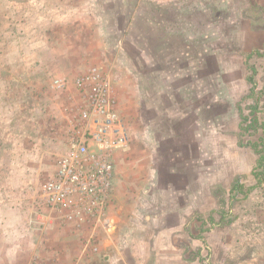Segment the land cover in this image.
<instances>
[{"label":"rangeland","instance_id":"obj_1","mask_svg":"<svg viewBox=\"0 0 264 264\" xmlns=\"http://www.w3.org/2000/svg\"><path fill=\"white\" fill-rule=\"evenodd\" d=\"M217 2L0 0V264L3 247L21 238L26 215L36 212L53 215L62 242L84 244H70V258L99 255L100 229L69 233L34 201L64 152L80 105L75 82L92 72L109 85L123 136L113 154V222L118 175L124 213L153 205L145 193L139 204L125 197L142 192L131 179L146 183L150 147L158 156L177 146L186 157L210 158L217 136L233 147L243 173L197 215L204 244L188 246L185 264H262L242 260L241 244L226 255L211 245L222 230L230 239L264 240V0ZM49 225L37 233L54 237ZM89 238L95 243L83 242ZM23 264L42 263L32 256Z\"/></svg>","mask_w":264,"mask_h":264},{"label":"crops","instance_id":"obj_2","mask_svg":"<svg viewBox=\"0 0 264 264\" xmlns=\"http://www.w3.org/2000/svg\"><path fill=\"white\" fill-rule=\"evenodd\" d=\"M214 1L218 4L217 0ZM219 139L215 137L214 145L211 147L213 155L210 152V158L186 157L174 151L177 146L172 148L169 155L158 156L150 147L146 179L144 178L146 183L136 184V179H131L132 189L135 191V186L142 185L144 187L142 192L135 194L127 191L128 195L125 196L126 199L130 197L138 204L147 198L153 205L150 207L148 205L146 209L137 210L133 207L128 212H123L121 204L124 196L119 191L122 179L118 175V203L115 211L116 217L118 214L117 220L113 222V218L111 219L112 228L106 232L99 227L90 231L95 233L97 229H100L98 230L99 255L96 258L94 254L81 257V252H73L72 256L75 259L70 258V244L74 247L79 246L78 248L84 244L78 243L75 239L62 242L61 233H58L61 227L59 222L54 220L53 215H50L51 219H46L45 213L37 212L30 218L26 215L27 220L21 226V229H25L26 232H22L17 242L9 241L3 247L1 258L6 264H12L15 261L23 264L31 260L32 256L39 258L42 264H81V262L93 264L94 261L98 264H175L176 262L185 264L188 246H194L196 250H199V247L204 244V239L196 237L197 215L207 209L203 208L205 204L213 200L216 202V198L223 197L227 187L243 173L241 172L243 164L240 159L235 160L232 157L233 147L229 143L222 144ZM200 148L203 149V146ZM198 153L200 156L204 154L202 150ZM143 193L148 196L143 198ZM36 209L31 207L32 211H37ZM40 211L45 212V210ZM10 222L11 220L8 221ZM194 223H196L195 228ZM39 224H50L47 229H50V233L57 234L49 239L45 233L39 235L37 233L41 227L38 226ZM191 228H194L193 232ZM65 229L69 232L71 228L65 227ZM112 231L114 232L110 235ZM115 231L117 233L113 235ZM222 231L218 238H214L215 236L212 238L211 245L222 246V248L217 246L213 250L214 253L222 249L223 254L226 255L231 251L229 245L233 244L234 250V245L241 244L243 250L239 257L242 260L251 261L256 258L262 264L264 263V240L253 242L239 236L230 239L225 237ZM86 257L94 258L86 261L81 259ZM228 257L227 259H233Z\"/></svg>","mask_w":264,"mask_h":264},{"label":"built area","instance_id":"obj_3","mask_svg":"<svg viewBox=\"0 0 264 264\" xmlns=\"http://www.w3.org/2000/svg\"><path fill=\"white\" fill-rule=\"evenodd\" d=\"M75 87L80 105L67 124L64 152L34 201L38 209L55 214L64 227L110 230L113 154L123 146L115 101L107 81L96 72L76 80ZM83 242L95 243L90 238Z\"/></svg>","mask_w":264,"mask_h":264}]
</instances>
